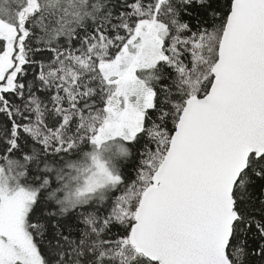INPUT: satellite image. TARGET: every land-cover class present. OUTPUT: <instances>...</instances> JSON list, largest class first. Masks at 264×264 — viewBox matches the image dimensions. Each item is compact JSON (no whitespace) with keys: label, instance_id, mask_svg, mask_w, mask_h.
<instances>
[{"label":"snow or ice","instance_id":"obj_1","mask_svg":"<svg viewBox=\"0 0 264 264\" xmlns=\"http://www.w3.org/2000/svg\"><path fill=\"white\" fill-rule=\"evenodd\" d=\"M0 264H264V0H0Z\"/></svg>","mask_w":264,"mask_h":264}]
</instances>
